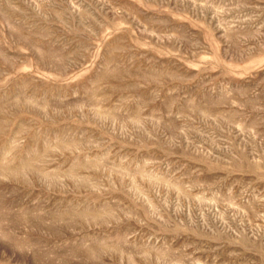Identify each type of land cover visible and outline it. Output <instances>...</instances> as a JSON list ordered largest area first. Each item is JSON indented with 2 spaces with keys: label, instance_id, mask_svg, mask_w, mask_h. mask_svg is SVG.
<instances>
[{
  "label": "rangeland",
  "instance_id": "obj_1",
  "mask_svg": "<svg viewBox=\"0 0 264 264\" xmlns=\"http://www.w3.org/2000/svg\"><path fill=\"white\" fill-rule=\"evenodd\" d=\"M0 264H264V0H0Z\"/></svg>",
  "mask_w": 264,
  "mask_h": 264
}]
</instances>
